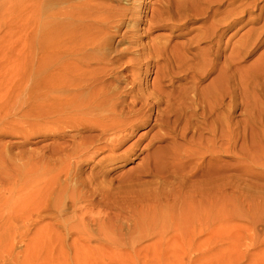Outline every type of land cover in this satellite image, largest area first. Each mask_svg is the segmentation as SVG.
Listing matches in <instances>:
<instances>
[{"label":"bare ground","instance_id":"obj_1","mask_svg":"<svg viewBox=\"0 0 264 264\" xmlns=\"http://www.w3.org/2000/svg\"><path fill=\"white\" fill-rule=\"evenodd\" d=\"M46 1L24 3L21 59L0 58V214H22L18 242L90 244L74 233L86 224L76 198L98 157L112 172L146 151V160L188 169L179 184L210 203L215 180L201 178L234 144L264 163V52L234 68L264 46V0H48L50 12ZM237 24L251 28L230 51ZM230 74L245 89L230 90ZM236 109L243 130L230 121ZM144 127L140 151L142 137L130 142ZM40 136L51 142L26 149ZM41 214L79 221L57 228Z\"/></svg>","mask_w":264,"mask_h":264},{"label":"rangeland","instance_id":"obj_2","mask_svg":"<svg viewBox=\"0 0 264 264\" xmlns=\"http://www.w3.org/2000/svg\"><path fill=\"white\" fill-rule=\"evenodd\" d=\"M26 1L30 0H0L2 61L5 56L21 59ZM50 4L47 0L44 6L48 12ZM240 25L230 29V51L251 28L246 25L238 30ZM263 52L261 46L234 68L249 69ZM239 77L230 74V90L237 84L245 89ZM245 118L242 110L236 109L230 121L234 128L241 122L243 130ZM147 130L140 128L130 142L142 137L140 151L148 142ZM247 137L253 145L260 140L250 126ZM50 142L34 137L26 149H38ZM147 154L144 151L128 159L124 167L112 172L111 165L98 162L101 157L86 166L89 178L76 198L86 224L77 226L74 233H82L81 238L90 240L89 245L63 246L41 239L38 245L25 247L18 242L23 235L22 214H0V264H264V163L260 159L252 160L241 144H234L230 159L221 156L219 168L201 178L215 180L218 195L210 203L199 195V200L188 195L198 187L179 184L188 169L146 160ZM226 176L230 188L224 187ZM188 181L192 183L190 178ZM41 215L44 223L54 225L63 219L79 221L71 218L74 214Z\"/></svg>","mask_w":264,"mask_h":264}]
</instances>
